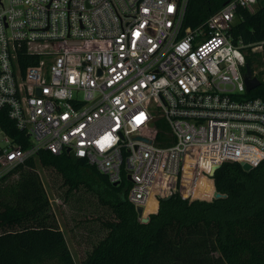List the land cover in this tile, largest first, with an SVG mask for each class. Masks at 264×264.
<instances>
[{
    "label": "built area",
    "instance_id": "2783aa9c",
    "mask_svg": "<svg viewBox=\"0 0 264 264\" xmlns=\"http://www.w3.org/2000/svg\"><path fill=\"white\" fill-rule=\"evenodd\" d=\"M187 3L0 0V110L28 141L0 128V173L39 149L71 155L107 183L126 179L144 211L153 191L180 186L189 200L193 163L212 183L211 166L264 162V100L245 96L241 77L249 51L264 83V39L229 32L236 8L258 0H227L194 27ZM19 50L36 64L21 71Z\"/></svg>",
    "mask_w": 264,
    "mask_h": 264
},
{
    "label": "trees",
    "instance_id": "16d2710c",
    "mask_svg": "<svg viewBox=\"0 0 264 264\" xmlns=\"http://www.w3.org/2000/svg\"><path fill=\"white\" fill-rule=\"evenodd\" d=\"M226 1L188 0L184 25L200 24ZM235 15L229 29L234 40L247 44L264 39V0H258L251 12L237 7ZM16 55L21 71L38 59L20 50ZM254 58L249 51L244 55L251 71ZM245 96L264 100V83ZM0 128L20 147L28 144L5 109L0 110ZM36 163L58 172L70 188L77 183L89 188L96 178L103 188L97 193L112 209L114 219L102 223L106 233L79 264H264V162L244 171L237 162L226 161L213 173L212 183L198 178L192 194L206 199L215 188L220 197L210 201H189L176 190L159 197L156 209L149 197L142 223L126 200V179L113 186L82 159L42 149L0 177L2 182L18 174L0 188V264H75L61 229L47 213V200L33 171Z\"/></svg>",
    "mask_w": 264,
    "mask_h": 264
},
{
    "label": "rangeland",
    "instance_id": "374dc122",
    "mask_svg": "<svg viewBox=\"0 0 264 264\" xmlns=\"http://www.w3.org/2000/svg\"><path fill=\"white\" fill-rule=\"evenodd\" d=\"M164 128H166L165 125ZM87 167L89 166L87 165ZM33 171L41 183L43 196L47 200V213L61 229L75 264H79L85 259V255L91 250L93 245L106 233L102 223L114 219L110 205L104 203L105 198L100 197L97 193L102 192L103 188L99 186L96 178H92L91 182H89L91 184L89 188L82 183H77L74 188H70L68 184L63 182L58 172L37 163ZM6 172L7 170L1 172L0 177L6 175ZM203 176L196 168V164L193 163L191 171L185 173L181 178L182 183H184L182 186L186 189V192L188 190L192 192L193 185L198 178L201 177L200 181L202 179L205 180L206 178ZM17 178V173L8 175L4 181L0 182V188L1 185L13 182ZM169 192L171 193L172 190L153 191L150 197L157 203L159 197H163ZM187 196L189 200L209 201L214 194L206 199L202 196L188 195V193ZM146 215L148 213L142 214L141 218Z\"/></svg>",
    "mask_w": 264,
    "mask_h": 264
},
{
    "label": "water",
    "instance_id": "95a60500",
    "mask_svg": "<svg viewBox=\"0 0 264 264\" xmlns=\"http://www.w3.org/2000/svg\"><path fill=\"white\" fill-rule=\"evenodd\" d=\"M243 66H244V68H243V71L241 73V77H242L243 83L245 84V90L249 92V91L257 88L261 83L259 82V80H257V78L255 76H252V71H251L249 65L244 63ZM238 164H239L240 168L244 171L251 170V167L244 162L238 163ZM216 169H217L216 166H211L209 176L210 175L212 176ZM128 178L129 177H127V179ZM112 185L114 186L115 183ZM213 194H214V196H213L214 198L220 197V194L216 191H214ZM134 210H135L136 218L140 219V221L142 223L145 222L147 215L145 217L141 218L143 208L141 206H136Z\"/></svg>",
    "mask_w": 264,
    "mask_h": 264
},
{
    "label": "bare ground",
    "instance_id": "6f19581e",
    "mask_svg": "<svg viewBox=\"0 0 264 264\" xmlns=\"http://www.w3.org/2000/svg\"><path fill=\"white\" fill-rule=\"evenodd\" d=\"M149 197L145 198L144 200V204L146 205L147 201H148ZM144 212V211H143Z\"/></svg>",
    "mask_w": 264,
    "mask_h": 264
},
{
    "label": "crops",
    "instance_id": "0c3cea01",
    "mask_svg": "<svg viewBox=\"0 0 264 264\" xmlns=\"http://www.w3.org/2000/svg\"><path fill=\"white\" fill-rule=\"evenodd\" d=\"M155 204H156V209H157V203H155ZM156 209H155V210H156ZM151 213H152V212H151Z\"/></svg>",
    "mask_w": 264,
    "mask_h": 264
}]
</instances>
